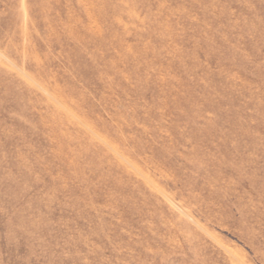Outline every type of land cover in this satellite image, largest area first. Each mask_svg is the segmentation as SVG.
<instances>
[{
    "label": "rangeland",
    "instance_id": "1",
    "mask_svg": "<svg viewBox=\"0 0 264 264\" xmlns=\"http://www.w3.org/2000/svg\"><path fill=\"white\" fill-rule=\"evenodd\" d=\"M0 264H264V0H0Z\"/></svg>",
    "mask_w": 264,
    "mask_h": 264
}]
</instances>
